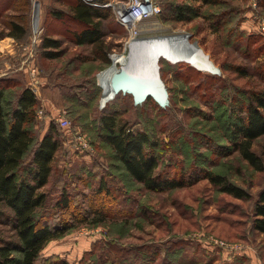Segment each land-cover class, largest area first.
<instances>
[{
    "label": "rangeland",
    "instance_id": "374dc122",
    "mask_svg": "<svg viewBox=\"0 0 264 264\" xmlns=\"http://www.w3.org/2000/svg\"><path fill=\"white\" fill-rule=\"evenodd\" d=\"M127 1L101 0L107 13L101 21L108 59L104 62L102 51L95 46L75 44L61 34L68 26L56 22L51 11L67 10L68 0H0V79L12 81L9 91L29 87L35 94L43 110L29 125L36 141L49 130L50 123L57 131L59 148L49 182L42 187L48 196V212L56 215L54 202L63 190L73 205L85 211L93 206L109 212L101 224H82L49 241L36 264H43L52 254L71 264L119 260L139 264H264V233L251 228L252 206L264 184V170H255L239 155L228 126L233 103L245 101L251 90L264 89L260 0H213L208 4L154 0L160 6L154 20L161 27L153 25L155 21L148 22L150 29L140 25L143 30L138 40L144 44L148 37L173 33L176 42L195 43L219 69L211 73L164 53L156 55L159 76L168 93L164 106L152 97L135 102L128 92L110 95L111 78L106 82L99 79V73L113 64V54L135 58L136 42L132 41L137 38L130 40L129 28L117 21L111 6ZM177 4L191 8L188 20L173 18L172 6ZM10 22L24 24L28 37L9 39ZM48 35L60 40L58 49L40 46ZM259 47L262 51L257 53ZM150 50L149 46L142 49L143 56ZM50 53L56 56L46 57ZM116 67L119 71L122 62ZM241 71L246 76H240ZM103 111L115 112L128 120L131 130H144L160 142L155 148L160 171L168 169L172 176L180 175V162L193 163L226 175L251 196L234 198L207 179L194 181L191 175L186 180L192 183L180 188L146 189L127 175L101 140L99 117ZM60 114L69 120L68 127L59 126ZM76 132L86 135L88 151L76 152L70 146L69 139ZM251 148L264 161V135L254 139ZM30 153L23 163L29 162ZM100 178L118 195L116 199L96 193ZM2 219L0 216V238L9 239L11 232Z\"/></svg>",
    "mask_w": 264,
    "mask_h": 264
},
{
    "label": "trees",
    "instance_id": "16d2710c",
    "mask_svg": "<svg viewBox=\"0 0 264 264\" xmlns=\"http://www.w3.org/2000/svg\"><path fill=\"white\" fill-rule=\"evenodd\" d=\"M196 1L208 4L213 0ZM94 2L101 3V0ZM66 4L67 10L51 11L55 20L68 26L63 27L61 34H66L75 44L95 46L102 51V60L108 62L101 26L102 19L107 17L104 8L84 0H68ZM258 4L264 13V0ZM172 11L175 20L186 21L191 8L177 4L172 6ZM8 27L9 36L17 40L28 37L27 27L22 23L10 22ZM60 45V40L51 35L43 37L40 42L44 49H58ZM260 51L262 47L257 49V53ZM48 55L46 57L52 58L56 53ZM262 59L261 65H264V54ZM240 76H246V73L241 71ZM10 82L8 78L0 79V216L2 220L5 219L12 237L0 238V264H36L49 241L82 224H101L106 221L109 212L93 206L85 211V208L73 205V199L64 190L54 202L56 215L48 212V196L42 187L49 182L59 148L57 131L50 123L49 130L35 140L29 125L39 110L36 96L29 87L9 91ZM232 111L234 113L228 123L232 145L251 167L263 171L264 161L251 146L254 139L264 135V89L251 90L245 101L233 103ZM99 127L102 131L100 138L111 149L113 158L120 162L132 180L148 190L165 191L183 187L192 183L186 180L191 175L194 181L207 179L220 192L234 198L248 199L251 196L248 190L230 181L226 175L193 163L183 165L180 162V175L172 176L168 169L160 171L159 155L155 149L160 142L144 130H131L128 120L119 118L115 112L103 111L99 117ZM30 150L29 162L23 163ZM184 169L189 170L184 172ZM96 193L111 200L118 196L103 178L98 180ZM251 228L264 233V184L258 190L252 206ZM43 264L71 263L52 254L44 259ZM111 264L139 263L119 260Z\"/></svg>",
    "mask_w": 264,
    "mask_h": 264
},
{
    "label": "water",
    "instance_id": "95a60500",
    "mask_svg": "<svg viewBox=\"0 0 264 264\" xmlns=\"http://www.w3.org/2000/svg\"><path fill=\"white\" fill-rule=\"evenodd\" d=\"M192 44L194 46L187 53L188 55L175 59L186 61L200 70L218 73L219 69L212 63L208 56L195 43ZM147 67L146 70L140 68L137 71L132 68L130 71H125L113 77L110 83L111 94H115L118 91L128 92L135 102L152 97L160 106L166 105L168 93L164 82L159 76L157 59L152 63V66L150 64Z\"/></svg>",
    "mask_w": 264,
    "mask_h": 264
},
{
    "label": "bare ground",
    "instance_id": "6f19581e",
    "mask_svg": "<svg viewBox=\"0 0 264 264\" xmlns=\"http://www.w3.org/2000/svg\"><path fill=\"white\" fill-rule=\"evenodd\" d=\"M154 21H155L154 18H150L146 20L145 22L150 23ZM127 24L129 25V23ZM153 25L160 26L156 23V21L154 22ZM172 34L173 33H166L163 35L148 37L149 40H145L144 44H143L144 41L141 42L140 40H138L140 38L138 34L136 36L137 39H134V41H132V42H136L135 47H134V52H133L135 55V58L132 55L124 59L125 57H122L121 54H113L112 55L113 64L107 69L103 70L101 73H99V79H101L103 82H106L110 80V78L112 79L113 77L125 71L132 70V68L133 70H136V71L139 70L140 68L146 70L148 68L147 65L150 66L151 64L152 66V63L156 60V55L161 54V53H164L165 55H167V57L169 56V58L170 57L177 58V57H183V56L188 55L187 53L191 51L194 45L188 44L187 42H184V41L176 42L175 41L176 37H174ZM146 46H149L151 50L149 51L148 54L143 56L142 49H144ZM118 62H122V67L119 69V71H118V68L116 67V64ZM103 78H106V79H103ZM110 83H111V80L108 84L107 92L109 94H111Z\"/></svg>",
    "mask_w": 264,
    "mask_h": 264
},
{
    "label": "built area",
    "instance_id": "2783aa9c",
    "mask_svg": "<svg viewBox=\"0 0 264 264\" xmlns=\"http://www.w3.org/2000/svg\"><path fill=\"white\" fill-rule=\"evenodd\" d=\"M84 1L91 3L95 6H106L105 2L97 3L94 2V0ZM111 6H113V8L115 9V17L117 21L121 25L129 28L130 40H133L141 32V30L150 29V25H148L149 23L145 21L150 18L157 17L160 13V6L154 0H128L125 3L117 2L115 6L111 4ZM127 23H129V25ZM140 25H142L144 28L141 29ZM33 83L35 84V80ZM42 114L43 110L39 109L36 112V117H40ZM57 121L61 128L69 126V120L62 114L58 116ZM69 143L72 149L76 152H85L89 150V144L86 140V135L83 133L76 132L74 134L73 139H69Z\"/></svg>",
    "mask_w": 264,
    "mask_h": 264
},
{
    "label": "crops",
    "instance_id": "0c3cea01",
    "mask_svg": "<svg viewBox=\"0 0 264 264\" xmlns=\"http://www.w3.org/2000/svg\"><path fill=\"white\" fill-rule=\"evenodd\" d=\"M55 20V19H54ZM56 22H57V20H55ZM60 32V31H59ZM54 37V36H53ZM9 39H13V37L12 36H10V38ZM51 113V112H50ZM52 114V113H51ZM53 115V114H52Z\"/></svg>",
    "mask_w": 264,
    "mask_h": 264
}]
</instances>
